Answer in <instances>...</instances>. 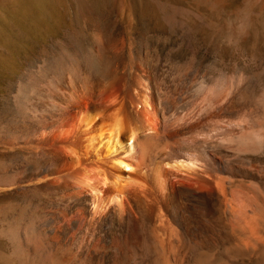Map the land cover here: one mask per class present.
Wrapping results in <instances>:
<instances>
[{
    "label": "bare ground",
    "instance_id": "1",
    "mask_svg": "<svg viewBox=\"0 0 264 264\" xmlns=\"http://www.w3.org/2000/svg\"><path fill=\"white\" fill-rule=\"evenodd\" d=\"M88 53L12 93L0 144L20 152L0 193L21 201L0 204V262L264 264V98L197 93L158 56L124 70Z\"/></svg>",
    "mask_w": 264,
    "mask_h": 264
},
{
    "label": "rangeland",
    "instance_id": "2",
    "mask_svg": "<svg viewBox=\"0 0 264 264\" xmlns=\"http://www.w3.org/2000/svg\"><path fill=\"white\" fill-rule=\"evenodd\" d=\"M94 46L124 70L137 53L169 59L197 93L264 98V0H0V129L16 114L20 81L43 63L90 59ZM17 152L0 144V162ZM252 157L264 170V149ZM20 201L0 193V204Z\"/></svg>",
    "mask_w": 264,
    "mask_h": 264
}]
</instances>
